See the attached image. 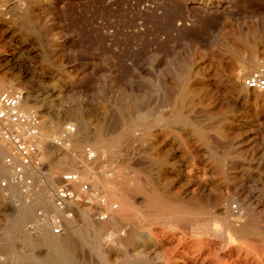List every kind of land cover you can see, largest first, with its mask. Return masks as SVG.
<instances>
[{
	"label": "rangeland",
	"instance_id": "374dc122",
	"mask_svg": "<svg viewBox=\"0 0 264 264\" xmlns=\"http://www.w3.org/2000/svg\"><path fill=\"white\" fill-rule=\"evenodd\" d=\"M251 53L258 59L257 64L244 73L238 64L249 59ZM259 66H264V0H0V93L8 86L24 92L25 106L32 107L30 110L37 111L42 119L37 141L44 137L54 140L65 124L74 125L75 134L80 127L94 138L101 130L103 137L114 140L115 103L165 98L168 104L160 111L170 113L178 98L176 109L181 116H190L192 121L208 118L222 138L219 146L229 151L231 158H238L253 180L264 182V102L254 101L261 92H247L249 100L244 101L232 90L229 79L235 72L244 88L241 78ZM58 119L62 122L54 126ZM178 132L182 139L189 134L185 127H179ZM73 136L67 149L73 147ZM122 141L119 159L131 163L138 157L141 160L145 145L135 147L130 135ZM88 146L84 145V153L90 150ZM192 147L193 162L204 161ZM7 148V143L0 142V160L12 154L11 148L8 154L2 152ZM50 153L52 150L46 149L39 153L42 165L37 168L38 178L28 173L32 193L29 189L26 197L18 190L9 194L11 183L6 190L0 188V264L9 260L48 264L59 259L52 242L41 231L47 225H53L55 235L71 236L75 248L72 261H80L84 255L87 258L79 232L84 233V218L93 215L88 205L73 207L63 215L45 214L41 205V199L51 194L58 167H64L62 155ZM114 158L115 148L95 172L110 181L120 180V175L128 171L115 166ZM174 162L184 168L192 161L179 148ZM3 170L9 172V177L3 176ZM10 171L3 166L1 178L11 180ZM79 176L85 184L93 179ZM105 184L112 192V186ZM60 187L57 185L55 192ZM144 203L141 196L135 198L136 207L145 214ZM31 205L37 206V224L28 222L19 212ZM72 229L74 235L70 234ZM140 247L135 246L156 259L150 245Z\"/></svg>",
	"mask_w": 264,
	"mask_h": 264
},
{
	"label": "bare ground",
	"instance_id": "6f19581e",
	"mask_svg": "<svg viewBox=\"0 0 264 264\" xmlns=\"http://www.w3.org/2000/svg\"><path fill=\"white\" fill-rule=\"evenodd\" d=\"M254 53H251L249 59L245 57L247 60L239 62L238 67L244 73L256 66L258 59L256 60ZM229 76L232 90L245 99L244 101L249 100L247 92H261L254 97V101L264 102V90H248L244 86L242 88L235 72L232 71ZM177 100L170 113L160 111L168 104L165 98L155 102L124 103L121 100L122 104L115 103V141L108 136L103 137L101 130L92 138L91 133L82 132L80 127H77L75 136L74 134L70 136V138L74 137L72 149L56 146L53 140L47 137L37 141L40 134L34 140L39 153L42 149L52 150L53 154L62 155L64 164V167L60 166L56 172L54 171L56 177L52 181L50 196L41 199L45 214L63 215L69 209L81 204L88 205V210L93 211L92 216L84 218V233L79 232V236L85 241V244L80 246H85L87 249V258L84 255L80 261L70 259L75 251L70 242V235L53 234V225L41 229L52 242L59 258L55 261L51 260L52 263L49 261L48 264H264V182L258 183L253 180L254 178L247 174L249 170L238 163L239 159L231 158L230 152L219 146L222 138L216 128L211 126L212 123L210 124L208 118L192 121L190 116H181L176 109L179 103ZM188 104L192 106L191 101ZM22 109L29 111L32 107L25 106L23 102ZM61 122L62 120L58 119L54 126H58ZM179 127L188 130L186 139H182L178 132ZM127 135L132 136V144L135 147L138 146L140 149L143 145L146 147V150H141L140 156H143L141 160L138 157V161L136 159L137 162L134 163L119 159L122 140ZM85 144L89 145L90 152L84 153ZM194 144L197 145L193 148ZM9 146L14 155L12 146ZM191 147L195 153H201L199 159L202 157L204 161H198V164L193 162ZM10 148L2 152L8 154ZM113 148H115V166L123 167L128 174H121L120 180L110 181L107 176L98 175L95 168L105 162L107 153ZM179 148L187 153L192 161L187 167L181 168L174 162ZM88 153L93 154L92 159L88 158ZM37 168L39 167L32 166L26 169L25 175L28 176V173L33 172L38 178L40 173ZM66 171H71L77 176L82 174L87 181L93 179L89 184L81 180L69 183L73 197L59 206L57 194L55 195L58 191L55 190L57 185L61 187L64 185ZM10 172L12 180V171ZM93 174L95 177H91ZM59 175L63 177L59 178ZM3 176L9 177V172L3 170ZM11 180H8V185L10 183L14 185ZM105 183L112 186L113 197L112 192L106 190ZM12 185L9 187V194L13 195L18 190L21 196L26 197L29 189V194L33 192L32 182L25 189L19 184L14 185L15 187ZM85 185L87 189H84ZM138 196L145 200L143 207L146 210L145 214L135 205V198ZM36 207L31 205L27 210L24 207L19 212L28 222L37 224ZM71 232V235L75 234L73 229ZM145 243L150 245L156 259L135 248L139 245L141 249L140 245L143 247ZM5 264L26 263L21 260L13 262L9 260Z\"/></svg>",
	"mask_w": 264,
	"mask_h": 264
},
{
	"label": "built area",
	"instance_id": "2783aa9c",
	"mask_svg": "<svg viewBox=\"0 0 264 264\" xmlns=\"http://www.w3.org/2000/svg\"><path fill=\"white\" fill-rule=\"evenodd\" d=\"M241 83L248 90H264V66H259L243 76ZM24 100V92L13 86H8L0 93V142L11 145L14 152V155L1 157L0 175L3 166L10 168L13 184L22 185L25 189L32 182V178L25 175L26 169L42 165L39 151L34 142L40 134L42 119L37 111L22 109ZM74 133L75 126L65 124L53 142L56 146L69 148L71 146L70 136ZM88 158L92 159L93 154L88 153ZM78 180H81V176L75 174H67L64 177L65 183L57 192L59 206H62L65 200L73 197V191L68 184ZM0 188L2 190L8 188V180L1 176ZM84 189H87L86 185Z\"/></svg>",
	"mask_w": 264,
	"mask_h": 264
}]
</instances>
